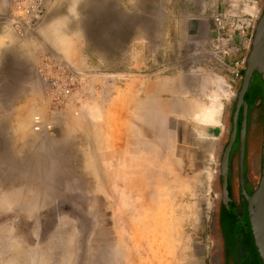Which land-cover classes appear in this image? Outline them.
Instances as JSON below:
<instances>
[{
  "label": "rangeland",
  "instance_id": "374dc122",
  "mask_svg": "<svg viewBox=\"0 0 264 264\" xmlns=\"http://www.w3.org/2000/svg\"><path fill=\"white\" fill-rule=\"evenodd\" d=\"M173 3L0 0V264H211L233 54L222 62L208 42L189 60L219 94L192 128L149 111L137 120L122 90L127 75L170 64ZM51 53L82 75L63 111L32 77Z\"/></svg>",
  "mask_w": 264,
  "mask_h": 264
},
{
  "label": "crops",
  "instance_id": "0c3cea01",
  "mask_svg": "<svg viewBox=\"0 0 264 264\" xmlns=\"http://www.w3.org/2000/svg\"><path fill=\"white\" fill-rule=\"evenodd\" d=\"M172 1L175 5L166 7L164 13L169 14L170 17L177 16L178 36L181 43L177 45L170 64L166 67L160 64L151 74L127 75L129 83L122 90L123 95H126L125 100L133 102L130 111L134 112L137 120L143 112L149 111L154 116L164 114L175 119L176 122L188 120L190 124L204 109L202 99L212 101V97L215 95L219 97V94L212 90L208 79L199 75V71L193 65L190 66L189 60H193L196 56H201V60H204L207 43L214 35L211 16L229 0ZM235 1L238 5L240 0ZM158 11L162 13L161 10ZM243 51L240 45L235 44L232 61H242ZM137 54L142 56L144 52L137 51ZM148 61L144 56L139 66H146ZM32 77L37 81L41 78L39 73L35 72L32 73ZM218 101L219 109L223 110L228 102L221 99ZM192 126L191 123L189 128Z\"/></svg>",
  "mask_w": 264,
  "mask_h": 264
},
{
  "label": "flooded vegetation",
  "instance_id": "af4514ba",
  "mask_svg": "<svg viewBox=\"0 0 264 264\" xmlns=\"http://www.w3.org/2000/svg\"><path fill=\"white\" fill-rule=\"evenodd\" d=\"M241 72L242 67L240 75ZM238 79L232 87V93ZM230 100L226 106V113ZM260 102L258 98L253 100L255 106H258ZM252 116V112L247 115L244 126L239 124L233 140L231 138L232 123L228 128L224 117L223 135L215 152V163L218 159L219 168L218 175H215V202L210 223L211 264H240L242 260L239 254L247 248V242L241 240L242 236H246V225L240 215L243 204L241 191L244 188L249 192V188L255 186L253 180L256 174L254 173L260 174L255 166L256 152L261 150V140L257 136L260 124L253 122ZM223 161L224 163H221ZM222 169L226 170L225 184L221 176ZM223 185H225L224 188Z\"/></svg>",
  "mask_w": 264,
  "mask_h": 264
},
{
  "label": "water",
  "instance_id": "95a60500",
  "mask_svg": "<svg viewBox=\"0 0 264 264\" xmlns=\"http://www.w3.org/2000/svg\"><path fill=\"white\" fill-rule=\"evenodd\" d=\"M241 64L242 72L232 93L225 122L228 128L232 123L233 140L239 124L244 126L247 115L252 112L253 122L260 124L257 136L261 140V150L256 152L255 166L260 174L254 173L255 186L250 187L249 192L244 188L241 191L243 204L240 215L246 225V236H242L241 240L247 242V248L239 254L240 264H264V0H260ZM257 98L261 102L255 106L253 100ZM214 167V173L218 175V159ZM221 176L225 184L226 170H221Z\"/></svg>",
  "mask_w": 264,
  "mask_h": 264
},
{
  "label": "built area",
  "instance_id": "2783aa9c",
  "mask_svg": "<svg viewBox=\"0 0 264 264\" xmlns=\"http://www.w3.org/2000/svg\"><path fill=\"white\" fill-rule=\"evenodd\" d=\"M259 1L240 0L236 5L235 0H229L211 16L214 35L209 40V45L211 53L216 58L222 62L226 60L233 54L235 44L246 49ZM43 60V66L47 71L41 76L45 84L44 94L53 109L63 111L70 105L75 85L82 80V75L52 53ZM241 67V61H236L232 65V85L226 87L224 94L226 102L232 96V86L240 75ZM33 125L35 132H41L38 116L33 118ZM46 132L52 133V129L48 128Z\"/></svg>",
  "mask_w": 264,
  "mask_h": 264
},
{
  "label": "bare ground",
  "instance_id": "6f19581e",
  "mask_svg": "<svg viewBox=\"0 0 264 264\" xmlns=\"http://www.w3.org/2000/svg\"><path fill=\"white\" fill-rule=\"evenodd\" d=\"M207 117L209 120H212V118H214V112H209Z\"/></svg>",
  "mask_w": 264,
  "mask_h": 264
},
{
  "label": "trees",
  "instance_id": "16d2710c",
  "mask_svg": "<svg viewBox=\"0 0 264 264\" xmlns=\"http://www.w3.org/2000/svg\"><path fill=\"white\" fill-rule=\"evenodd\" d=\"M243 55H244V51L242 52V56H241V58L243 57Z\"/></svg>",
  "mask_w": 264,
  "mask_h": 264
}]
</instances>
